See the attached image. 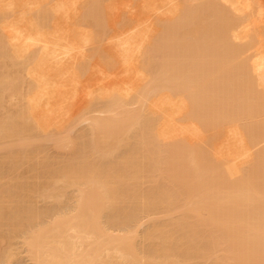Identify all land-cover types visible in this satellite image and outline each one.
<instances>
[{"label":"rangeland","instance_id":"rangeland-1","mask_svg":"<svg viewBox=\"0 0 264 264\" xmlns=\"http://www.w3.org/2000/svg\"><path fill=\"white\" fill-rule=\"evenodd\" d=\"M100 1H102V3H104L105 5L106 4L111 5L115 8V11L113 12L111 16L112 20H110L111 22H109V24L104 19L103 16H100V15L98 16V14H96L98 10L97 8L93 7L91 0H78L77 2V10L75 11V17H76L75 22L77 24L79 34H81L83 38L87 39L88 43L85 44L84 49L78 54L76 63L74 64V67L76 68L79 74L78 80L75 86L71 87L68 91L69 99H67V102L65 105V109L67 113L63 117L62 121L57 125L58 127L56 128L54 126L55 129H53L54 127H52L51 128L52 130L49 129V131L47 130L45 132H39V131L32 132V131H29V128H28L27 132L28 131L29 132L27 135H26L27 133L26 130L24 131L22 128L23 131L19 132L21 134L16 135V137L18 136L17 141L19 139V136L22 135V133L26 135V136L22 135V137L23 138L28 137L27 138L28 140L20 137V140L22 139L27 140V143L24 142L23 145H20L21 148L18 145L22 143L20 142V140H19V143L17 144L18 146L15 145L17 143V141H15L16 140L15 136L9 137V134H8L6 137H3V139L0 137L1 139L0 140V203L2 201H5V202L8 201L10 203L11 201L12 203L18 202L17 204H19V206L20 205L22 206L21 207L22 210H25V209L27 210V211L26 210L24 211V214H23L24 216L27 215L28 210L32 212V213L28 212V215H27L29 216L28 218L31 221H29L28 218H27V221L26 219L25 221L23 220L24 221L23 228L21 227L22 229L19 231H16L13 233V231H11V228H9L10 226L9 227L6 226L9 224V222L4 223L6 225L0 226V236L5 237L4 240L1 239V243H0V264L4 263L5 261L4 259L5 253L8 250L11 251L12 249H14L12 252H16V256L14 257V259L11 260V264H33V262L29 258L28 250L26 249L25 243H24L25 242L24 239H26L28 237V234L31 232L30 230L33 228L41 227L42 225H45V224H46L45 226H47V223L49 227L50 225H52L51 222L54 221L56 217L57 219L60 218L61 215L62 217H64L68 214L67 218H69L70 216L72 217L73 211H74V214H76V212L78 214L77 209H79L78 207L79 205L81 209V210L79 209V212L82 211V208H83V211L86 210V208L87 209L91 208V210L93 209L94 211H96L100 205L101 208H98L99 211H98L97 216L99 217L101 215L100 216L101 218L99 217V220L102 219L101 221L102 224L108 228L107 229L108 232L112 235H121L123 234V231H126L127 233H129L128 232L129 230L130 231L135 230V233L133 232L134 234L143 235L147 233L145 232L147 230L152 231L150 230L152 228L155 231V228L157 226H160L159 228H157V230L159 229L158 231H160V228L165 229L164 227H166L167 230L171 229L170 233L173 234V230L174 231L177 230L178 227L181 225L180 226L181 228H179L181 230L178 229L179 232L182 233V235L180 234L181 235L180 239H181L182 236H185V234L183 235V233H185L186 228L183 227L184 230H182V223H181L182 220L180 221V219H184V220L187 219L188 223L186 222L187 224L185 225H187L186 233H188V235L187 234L186 235L189 236L190 234L192 235L198 231L197 232L198 235L194 234V236H196L197 241L196 240L195 242L187 241V244L190 245L188 246V248H191L192 246L190 243L194 244L198 242L195 245H197L198 248H202L204 250V248H206L207 246L206 243L211 238L210 237L211 230H209L208 227L206 226L207 224H205L207 220L206 217H208L209 214H206V210H204V212H201L202 214L198 213L196 215V212L194 211L193 212L195 214L192 213V211L190 210L192 205H190V203L188 202V201L198 200V197L196 195H200V194H198L197 191L193 190V188L199 187V185L202 186V184H204L202 183L203 181L200 182V180H202L201 178L200 180L198 179L199 175H196V174H200V172L199 173H197V171L195 172L193 170L194 166L196 169L197 164L199 165V168L202 167V165L204 168L206 165L208 166L214 165V162L212 160L213 158L211 157L212 155L211 148L213 145H215L220 140L223 132H225L226 130L230 128L234 130L236 129L237 131L241 132L243 136V139H242L243 142L242 140L241 142H238L237 140H235L230 145V147H233V148L231 149L229 147L230 151L234 153H240V154L243 153L241 154V157L239 156L237 158V163L239 164V166H241L240 168H247L249 166L248 167L249 169L253 165V163L250 161H253V160L257 161L256 153L260 151V149H257V148L261 144L263 146L261 145L262 147H259V148L262 149L264 147V143H263L264 135H262L261 137L260 135H257L255 138L251 137L252 141L254 139L253 141L254 144H255V141L257 143V145L254 146L253 142L250 140V137H248L250 135H247L248 132L246 131V130L251 131L254 128V130L251 133H253V136H255L256 135L255 133L258 131L257 122L261 123V121H264V115L263 116L253 115L254 117L251 119L248 116L246 117V115L245 116L243 115L246 118L244 119L243 116L240 115L242 116V118L240 117L241 120L240 119L238 120L239 117H236V114H238L239 116V113H238L239 108L237 107L236 100H235L236 106L233 104L235 97L233 98V96H230V95L229 97L227 95L228 98H226V95H224L225 97L224 96L221 97L222 92L226 90L221 85L223 84L221 82L223 81V77L222 79H220L221 78L220 76H222L223 73H220V76L218 75L219 79L215 78L217 74L216 75L211 74L213 75L212 77L214 78V80L216 79L217 82H215L213 78H210V75L208 73L209 70L213 66L216 68L217 65H221L219 66L220 68L217 66L216 70L218 71V69L219 70L221 69L220 72H224V75L226 76L225 74L226 71L225 69H222V67L225 68L224 66L227 65L226 70L228 68H233V67H236L235 69H237L241 61L245 60L248 57H245L244 55L243 56L245 57V59L242 58L243 56L236 57V58L234 57V59L236 60L231 59V61H228L230 59V57H228L227 62H230V63L225 62V65L222 63L226 61L227 57L226 58L225 57H218V58L217 57H208V58L207 57H192L190 54L186 52V50H184V48L186 49L187 47L185 45L190 44L187 42L190 41L189 36L191 35L187 34L188 36L186 37L187 38L189 37V38L186 39V37L182 33L185 32L186 34L189 32L188 30L189 29L191 30L192 28V27H188L190 23L188 22V20L190 19H188L187 27H185L186 24L183 23V27H185L183 29L186 31L181 29V26H182L181 23L182 22L186 23L185 16H184L185 20L184 21L182 20L181 22V19H182L181 16L184 14V12H186L184 10H182L184 11L183 14H181L182 13L181 10L180 12L177 11L173 13H161V12L151 13V12H147V10L143 8L144 0H137L136 3L134 0H100ZM95 2L94 4H96ZM90 4L92 7L88 6ZM134 4L136 5L134 6ZM86 6L90 7L88 8L89 10L87 9V11H90V9L94 8V11H95L94 13L97 16L94 15V13H92L93 12L92 10H91L92 12L90 11L91 13L87 11L86 13L85 12ZM95 7H97V5ZM178 13L181 15H179ZM34 14L35 12L29 13L30 16ZM87 14H88V17H87ZM89 16H91L92 18L91 20L89 19L90 18ZM93 17L97 19L94 20ZM99 17L100 18L103 17V21L105 23L107 22V25L105 23H102L104 27L101 26L100 22H103V21ZM148 17L151 18L149 32L147 33V35H145V32L142 34L143 41L141 43L140 48L138 49L133 48L127 53L126 56L129 58V60L126 63L123 62V59L121 58L123 57L122 55L116 53L115 55H113L114 57H112L108 54V50H110L111 44L114 41V40H107L109 36L118 34L121 31L128 29V27L131 26V21H132L131 18H133V20L138 21V22H145ZM92 20L96 22L94 23L92 22ZM176 21L178 23H176ZM10 22L14 23L12 21V18L8 17L7 14L0 16V37H3L5 39V42H10L12 40L10 38V34L14 30L10 27V24H9ZM149 23L150 21L145 22L144 24L145 26H147L149 25ZM173 23L175 24L173 26H170ZM96 24H100V25L97 26ZM177 24L180 26H178ZM171 27H173L172 29H175V27L176 28L179 27V29L177 28L176 31L175 30L169 31L170 33L173 32L172 34H170V36L173 37V35L176 34L174 32H177V35H178L179 34L178 32L181 29L180 35L179 36L175 35V36L179 37L178 39L180 40V36L183 35L185 37V41L183 40L184 38L183 36L181 37L182 41L177 40V42H175L176 39H171V37L169 36L167 32V30L171 29ZM141 28L144 29V26H142ZM166 32L167 34H165ZM164 35L166 38L163 37ZM167 36L170 37L168 39L169 41L172 40L171 42H175L174 45H177L176 47L173 46V43L171 44L167 43L168 45H171V47H168V45L165 43L167 40L164 42V40L168 38ZM175 36L173 38H176ZM162 38L163 39L165 38V39L163 40ZM192 39L193 38H191V40ZM183 42L185 44H183ZM161 43H165L166 46L169 48V50L174 49L173 47L177 48L179 46V43L183 44L184 48H183V45L182 47L180 45V49L181 51L183 50L182 53L185 52L186 57L184 56L185 54H180L181 56L183 55V57H181L180 60L177 59L176 54L181 51H178L177 53H173L175 52V49L171 51L173 53V56L174 55L175 56L170 57V55H167L166 53L169 50L167 51L166 49L167 47H165L164 44L163 46L165 47L166 50L162 49V52L164 53L165 51L164 54H166L167 57L166 55L165 57H163L162 53H158L161 50V48H163L161 45H160L161 47H159V44ZM157 46L160 48V50L157 48ZM156 50H159V51L156 52ZM150 53H155V54H153L152 56V54ZM250 53H251V50L248 51L245 55H248ZM30 54L32 53L27 52V55H30ZM187 54L190 55V57ZM10 58L11 57H4V56L0 57V82L4 84L5 86L4 90H6L5 92H7V93H0L2 94L1 95L2 100L0 99V103H1L0 104L1 105L0 106V117L1 115L2 116L5 115V117L6 116L10 117L12 112L14 113L16 112V107H17V112L21 110L22 107L19 108L18 106H22V105H19V104H22V101L20 102V101H17L16 99L18 98V93L20 92L19 89L22 88L21 91H24L25 90L24 85L26 86L25 82L21 81V78L22 79L26 78V77L23 78V76H21L22 74H24L23 71L22 73H19V70H17L18 67L15 66L16 64H19V62H22V60H19V62L17 63L16 60L10 59ZM223 58L225 59L224 61L220 60ZM237 58H241V59H237ZM212 59H214L213 61L215 62H212ZM11 60L16 61L15 65L13 64L14 62H12ZM216 60L218 61V64L216 66L215 64L214 65L211 64V63H216L217 62ZM208 61L210 62V65ZM176 63H179L180 67L183 66L184 64V66L187 67L188 71L187 69L185 70L183 67H181V70L177 69L179 65H177ZM234 63L236 64L235 66H233ZM167 64L172 67L177 65L178 67L176 66L177 68H174V69H176L177 72L179 70L182 71L183 76L180 75L181 73L179 74L175 72V70L173 68H170V66L168 68H170V70L172 69L171 73L175 72L179 74L181 77L175 73H173L172 75L168 68H167L168 70L166 71L165 69V72H164L163 69L164 67L165 68L167 67L165 66ZM12 65H14L15 67ZM208 67L210 69L207 70L206 72V69H208ZM161 69L162 71L159 72ZM183 70L185 72L187 71L189 73L190 72L194 73V75L192 73L190 74L196 78L199 77L200 81L198 79L194 80L193 77H192L193 79H191L190 77L191 75L189 74L188 75L186 74L188 78L186 79V77H184L185 72ZM201 71L202 73L206 72V74L200 73ZM162 72H163V75L167 77V79L166 78L163 79L164 77L162 78L163 76ZM166 72H168L169 74ZM196 72L202 74V76L203 75L208 76L209 81L212 79L213 84L209 85L211 81L209 82V84L207 81L204 84L205 85L207 84V86L208 85L209 86L202 87V83L204 82L202 80H204L205 78L207 79V77L203 76V78L204 77L205 78L200 79L202 76L201 75H200L201 77L199 75L196 76V74H198ZM158 73H160V75L158 76L159 77L161 76V79L165 80V82L170 79L168 78L170 76L173 79L175 76L180 77L176 81L174 79L172 81V84L174 85L173 87L175 88L179 87L178 90L180 92L177 89H176L177 90L176 92L178 94L183 93L181 94V96L183 95L185 100H187L184 102L185 104L183 103V101L182 103L180 102V105H182V110H181L182 113H180L178 118L175 119L177 123V127H176L177 131L174 132L172 137H167L165 139L163 138L161 139L157 133L160 126H162L161 123L162 121H164L163 118L159 114L153 113L148 108L147 102L143 103V101H145L143 99V95L145 97L147 93L149 94L150 92L148 90L151 89V87L154 88L152 90H155L158 88L159 83L163 84L161 82H164V81L159 82L160 78L156 77ZM217 73L219 74V72ZM150 74L152 75L151 78H150ZM6 76L8 79L6 78ZM183 78L185 82L189 81L188 82L189 84L186 83V86L185 84L184 86L182 84L184 83ZM227 78L228 77H226V79ZM1 79L2 80L4 79L3 82L1 81ZM190 79L195 81V83L193 81L191 82ZM25 80L27 81L28 79H25ZM4 81L7 83H5ZM169 81L167 82L168 86L166 83H164L166 85L164 84L163 85L167 87L172 85L171 83H169ZM21 82L24 85H22ZM176 82H178V84ZM197 82L198 83L201 82V83L198 84L197 86L195 85ZM156 85H157V88L154 87ZM22 86L24 87V89ZM192 86H195V87L197 86L198 89L197 88L195 89V87L192 88ZM206 87L210 89H207ZM1 88L3 89L4 87L3 86L0 87V91L3 92L4 90H2ZM218 88H220V90H217ZM7 89H9L10 92ZM101 89H111V90H108L105 94H103V91ZM170 89H172V86H170ZM12 90H13L14 96L15 94H17L16 95L17 98H15L13 95H12L13 99L11 98ZM194 90L197 92H195ZM174 91L175 90H173V92ZM214 91L216 93V95L214 94L215 96L219 95L221 99L223 98L222 102L221 101L218 102L219 100H221V99H218L219 96L215 98L214 100L215 103L214 102L213 103L214 104L217 103V105H214L213 103L208 104V102H210V100H212L213 97L206 98L208 94H210L209 96H214L213 93H211ZM145 92L147 93L145 94ZM164 93H169V92L165 91ZM191 95H195V96H191ZM191 98H193V100H191ZM227 99L230 105L227 103V101H225ZM18 100H22V99L19 97ZM208 105H210L211 108ZM219 105H221V107H224L225 109L221 110L223 108H221ZM222 105L229 106V109H227L228 107H225ZM117 107L119 109V112L123 110L122 113L118 114L119 112H118ZM206 107L208 109H206ZM217 107H220V110L219 108L217 109ZM111 108L112 110H110ZM230 109H231L232 114L229 113ZM189 110L191 112H189ZM213 111L215 113H213ZM223 111L225 112L223 113ZM227 111H228V114H230V116H233L235 114L234 115L235 118L234 116L232 118L227 115L228 119L230 118L228 120L225 114ZM235 111L237 113L233 114V112ZM187 113L189 114V116H191V119L190 117L187 118L188 117ZM122 114L127 115V118H125L126 116L124 117ZM218 115L219 116L222 115V117L225 115L223 117L224 119L222 118L225 122L221 119V117H217ZM203 116L205 118L204 120L202 119ZM214 116L215 118H217L216 120L218 122H221V124L217 123V125H214L217 122ZM117 117L118 118L120 117L123 120H120V119L118 120ZM207 117L208 119H206ZM124 119L126 122H124ZM210 119L212 120L214 119L215 123L212 120L210 121ZM199 120L200 121L203 120V121L199 122ZM120 122L123 124V128L121 127L122 125L120 124ZM138 122L140 124H138ZM170 123H174V122L170 120ZM103 126H105V129ZM191 128H193V131L189 130ZM261 133L264 134L263 132ZM258 136L260 137L261 140L259 139ZM12 143L14 144L11 147ZM17 150H20L19 152L20 155H18L19 157L20 156L22 157L24 155V157L25 158L27 157V159L23 157L24 159L22 160L20 157L21 161H19L18 163L17 161L19 160V158L17 159L18 156H16L15 159L13 158L15 157V155L13 157L11 156L13 152L14 154H16L15 151ZM23 151L28 153V155L26 153H23ZM189 151H192L191 152L192 154ZM193 152L194 154H196L195 156H197V158L193 155ZM187 155L189 156V158L190 156L193 155L196 158V160L194 159V157L193 158L191 157L190 159L189 158L185 159ZM208 160L210 161L212 160L211 161L212 163L210 161L208 162ZM194 161H196V163ZM203 163L206 165H204ZM190 166H192L193 168ZM94 167L96 168V171ZM182 167L183 168L187 167V168L183 169ZM88 168H91V170ZM73 169L75 172L72 171ZM187 169L189 171L192 169V171H194L193 174H195L198 178H194L193 176L195 175L192 174V171L190 174V172H188ZM89 170L91 173L86 172ZM245 170L243 169L242 172L248 171V170L247 171ZM242 172H238V174L234 175L235 176L234 179H237L239 181L238 182L237 180H235L237 184L238 183L241 184L240 182H241L242 177L244 178L245 175H247V173L243 174ZM96 173H98V176ZM91 174H95V175L92 176ZM186 174L187 176H185ZM215 174L213 173L211 177L214 176V178H216L217 176H215ZM95 176H97V178H95ZM171 176L173 178H171ZM239 178L241 179L239 180ZM61 179L62 181H60ZM229 179H232V182H233L232 184L237 185L234 183L233 181L234 179L232 177H229ZM85 180H86V183H85ZM244 180L242 182H244ZM222 181L224 182V179ZM225 181H226V178H225ZM72 182H74L76 185ZM90 182H93L95 184L91 183L90 185L89 184ZM69 183L71 185H69ZM226 183H227L226 187H230L227 181L224 182V184L218 183V185L219 186L222 185L221 188H223V186H225ZM79 184L82 186L87 184V186H85L86 188L80 187ZM182 184H184L183 188L184 186L186 188L188 187L187 190H184L182 188ZM89 185L91 188L89 187ZM179 185H181L180 187L182 188V190L179 187ZM116 187L118 190L116 189ZM78 188H81V190L80 189L78 190ZM111 188L112 190H110ZM160 188L162 189L160 190ZM82 189H83V192H82ZM85 189L87 190V192ZM99 189L101 191L105 189V192L107 193L108 196L105 194V192H103L104 190L100 194L99 193L95 194L97 192H100ZM188 189L190 190L188 191ZM94 190L95 191L99 190V191L95 192ZM164 190L166 193L164 192ZM176 190H178L180 194H178L179 192H177ZM84 192H85L84 194L85 198L83 196ZM111 192L113 194V197H112ZM190 193H196V194L193 195ZM114 194L116 196H114ZM188 194H190V197L191 195L194 196V198L192 197L190 198ZM76 197L77 198L79 197L80 199H77ZM98 198H101L100 201L98 200ZM103 198L104 200H102ZM143 199L145 202L143 201ZM93 200L95 201L93 202ZM105 200H108V202H106ZM115 200L117 201V203H115L116 202ZM87 201L89 202V204H87L88 206L86 207L85 203H88ZM104 202H106L107 205ZM94 203L95 205H93ZM103 203L105 204V206ZM108 204L110 205L108 206ZM114 208L115 210H111ZM22 210H21V213H23ZM108 210H110L111 212ZM33 212L36 214V216H34L35 214ZM29 213L30 215L34 214L33 215L34 219L30 218ZM69 214L71 215L69 216ZM204 214L206 215V217ZM212 215L219 216V214L217 213H213ZM195 216L196 218L198 216H199L198 218H200L201 216V219L202 217L203 218L205 217L204 219L206 220L202 219L204 221V224L201 221L203 225L202 226L200 225L199 228L195 227L196 225L194 226V229L188 228L189 222L196 221L194 219ZM172 220L173 222L177 220L180 222L177 221V223L175 222L173 225ZM192 224H190V227L193 226ZM183 226H184V223H183ZM189 229L197 230V231L196 232L192 231L189 233ZM157 230L156 232H158ZM167 230H164V232L163 231L162 232L165 233ZM174 234L175 236H177L176 233ZM142 235L141 236L138 235L139 237L136 236L138 237L137 238L138 239L137 240L138 252L141 255L148 256V257L149 256L151 257L152 255L156 256L157 251L154 250L153 247H151V244H148L146 241L144 242V239L140 238L142 237ZM215 240L216 242L214 246H216V249H223L225 247V244L223 243V240L221 237L216 235ZM210 241L211 243L209 244L213 248L212 240ZM156 242L159 244L160 240L158 239ZM176 243L175 245H173L172 249H173V252L176 253V258H178L180 261L177 264H213L215 257L204 258L203 251H199L200 254L202 253L201 255H203V258L202 256H199V253L197 251L192 254L193 256L190 254L193 259L191 258V256L186 257L187 252L184 251V248L180 249V246H177ZM162 254H164L163 251H160L158 256L160 255L161 257ZM105 255L106 253L103 254L104 258H106L107 256ZM106 260L117 261L118 263L120 262L117 259L115 260L105 259L104 262ZM109 261H106V262H109ZM160 264H163V263H160Z\"/></svg>","mask_w":264,"mask_h":264},{"label":"bare ground","instance_id":"bare-ground-1","mask_svg":"<svg viewBox=\"0 0 264 264\" xmlns=\"http://www.w3.org/2000/svg\"><path fill=\"white\" fill-rule=\"evenodd\" d=\"M91 1L93 4V7L97 8V10H98V12L96 11L97 12L96 14H98V16L99 15L103 16L104 19L109 24V22H111L110 20H112L111 16H112L113 12L115 11V8L111 5H107V4L105 5L100 0H91ZM93 1L94 2L96 1L95 2L96 4H94ZM134 1L136 3L137 0H134ZM77 2H78V0H0V16L7 14L8 17L12 18V21L14 22V23H12V22L9 23L10 27L14 30L10 34V38L12 40L10 42H5V39L3 37H0V57L1 56L11 57L10 59L16 60L17 63L19 62V60H22V62H19V64H16V65H15L16 61H12V60L11 61L14 62L13 64L16 67H18L17 70H19V73H22V71H23L24 74H22V75L20 74V75L23 76V78L26 77L24 79L21 78V81L25 82V84H26V86H25L21 82V84L24 85L25 90L21 91L22 88H20L19 89L20 92L18 93V98L20 97L22 100H18V98L16 97L17 94H15L16 92L14 93L15 96L13 95L14 89L11 92V98L12 99H13V97H12V95H13L15 98H17L16 99L17 101H20V102L22 101V104H19L20 102L17 103V104L22 105V106L16 105L19 108L22 107L21 110L18 111L19 112L18 113L17 107L15 106L17 113L12 112L10 117L9 116L5 117V115L4 116L1 115V117H0V137L2 139H3V137H6L8 134H9V137L10 136L16 137V135L21 134L19 132H21L23 130L24 131L26 130V132H27L28 128H29V131H32V132L33 131L45 132L47 130L49 131V129L52 130L51 129L52 127H54V126L56 128L58 127L57 125L62 121L63 117L66 115L67 111L65 109V105H66L67 99H69L68 91L71 87L75 86V84L77 83V80H78V76H79L76 68L74 67V64L76 63L78 54L84 49L85 44L88 43L87 39L83 38L81 36V34H79V30H78L77 24L75 22V19H76L75 11L77 10ZM143 4H144L143 8H145V10H147V12H151V13L152 12H155V13L156 12L173 13V12H177V11L180 12V10H181V12H182L181 14H183V12L186 11L181 16V18H182L181 22H182V20L184 21L186 19L185 20L186 23L185 22L181 23V25H182L181 29L187 27V24H188L187 20L190 19V20H188V22H190L188 27H192L191 30L188 28L189 32L186 34L184 32L182 34L185 37L188 35H191V36H189L190 38L188 37L190 39V41H188V40H187L188 42L186 41L187 43H190L191 46H190V44L189 45L186 44L185 46H187V47L185 49L184 45H183L185 43L183 42V44L179 43V46L177 48L180 49V45H181V47L183 45L184 50H186V52L188 54H190L192 57H207V58L208 57H217V58L218 57H225V58L227 57L226 61H224L225 60L224 58L220 59V60L224 61V62L221 61V62H223L222 64H224V65H225V62H227L228 57H230V59L228 61H231V59L236 60V59H234V57L235 58L236 57H242L243 55L245 57H248L246 59L244 56L242 57L245 60L241 61L240 65L238 64L239 66L237 67V69H235L236 67L228 68L229 67L228 66L227 67L228 69L226 70L227 65L224 66L225 68L222 67V69H225V71H226V73H225L226 76L224 75V72H220L221 69L220 70L218 69V71L216 70L217 66L218 67L221 66V65H217L218 64L217 60H216L217 61L216 63H211L213 65L215 64V66L217 65L216 68L213 66L210 69L209 68L210 66H209L208 69H206V72H207V70L210 69L208 72L210 75V78H213L212 77L213 75H211V74H214V75L217 74L216 77L214 76L217 79H219L220 73H223L222 76H220L221 77L220 79H222V77H223V81H221L223 84H221V82H220V84L226 90L223 89L224 91L222 92L221 97L224 95H226V98H228L229 95L233 96V98L235 97L233 104L235 105V100H236L237 107L239 108V110H238L239 116H238V114H236V117H239L238 120L240 119V117L242 118L243 115L244 116L246 115V117L248 116L250 119L254 117L253 115H257V116H263L264 115V0H144ZM94 5L95 6L97 5V7H95ZM135 5L136 4H134V6ZM88 6L92 7L91 4ZM90 7L86 6L85 12ZM94 8L90 9V11L91 10L93 11V12L91 11L92 13L95 12ZM132 8H134V7H132ZM133 10H135V9H133ZM182 10H184V11H182ZM90 11H87V12L91 13ZM30 12H35V14L30 16L29 15ZM88 14H87V17H88ZM96 14L94 13V15H96ZM181 14H179V15H181ZM91 16H92V14H91ZM91 16H89L90 20L92 19ZM188 16H190V17H188ZM103 17L102 18L99 17V18L103 21ZM95 19H97V18H94V20ZM150 19H151L150 17L147 18V20L145 22L150 21V23H149V25L145 26V24H144L145 22H138V21L133 20V18H131V20H132L131 26L128 27V29L121 31L118 34H114V35L109 36L107 40H114V41L111 44L110 50H108V54L110 56L114 57L113 55L118 53V54L123 56L121 58L123 59V62L126 63L129 60V58L126 56L127 53L133 48H137V49L140 48L141 43L143 41V35L142 34L145 32V35H147V33L149 32L150 24H151ZM178 19H180V18H178ZM87 20H88V18H87ZM94 20H92V22L95 23L96 21H94ZM99 22H100V20H99ZM107 22L105 23L103 21V22H100V24H101V26H103L102 23H105L107 25ZM176 23H178V22L176 21ZM183 23L186 24V26L184 25L185 27H183ZM100 24H96V25L98 26ZM174 24L175 23L171 24L170 26H173ZM179 24H180V22H179ZM142 26H144L145 30L143 28H141ZM178 26H180V25H178ZM172 28L173 27H171V29L167 28L168 29L167 32H168L169 36H170V34L173 33V32L170 33L169 31H171V30L176 31L177 28L179 29V27H177V28L175 27V29H172ZM181 29L179 30L178 35H177V32H174V33H176L175 35L179 36ZM184 31H186V30H184ZM167 32L165 34H167ZM175 35H173V37ZM182 36H180V40L182 39L181 38ZM163 37H165V35ZM170 37H168L167 39H165L166 38L165 37L164 38L165 40L163 38L162 39L165 42L166 40L169 41L168 39ZM173 37H171V39H176L175 42H177V40L180 41L178 39L179 37H176V36H175L176 38H173ZM185 37L183 38L184 41H185ZM188 38L186 37V39H188ZM191 38H193V39L191 40ZM244 40H246V41H244ZM167 41L165 42L166 44L167 43H170V44L173 43V46H175V47L177 46V45H174L175 42H171L172 40H170L169 42H167ZM165 43L159 44V47H161V46L163 47V48H161V50L157 46V48L160 51L156 50V52L159 51L158 53H162L163 57H165L166 54H164L165 51H164V53L162 52V49H164V50L167 49V51H168L169 50L168 47H171V45H168V44H167L168 45V47H167ZM163 44L165 45V47H167L166 49L163 46ZM175 47H173L175 49V52H173V53H177L178 51H181V49L179 50ZM157 48H155V49H157ZM174 49H170L169 50L170 52L168 51L172 55L169 54L168 52H166L167 55H170V57H174L175 55L173 56V53L171 52ZM250 50H251V53L248 55H245ZM27 52H31L32 54L27 55ZM182 52H183V50L181 52H178L179 54L178 53L176 54L177 59L180 60L181 57H183V55L181 56L180 54H185V52L184 53H182ZM150 54H152V56H153V54H155V53H150ZM167 55H166V57H167ZM190 55H188V56L190 57ZM149 56H151V55H149ZM184 56L186 57V54ZM178 57H180V58H178ZM214 59H216V58H214ZM214 59H212V62H215V61H213ZM237 59H241V58H237ZM233 60H232V62H233ZM208 62H207V64H208ZM227 63H230V62H227ZM176 64L179 65V63H176ZM14 65H12V66H14ZM177 65L172 67V66L167 64V65H165L167 67L166 68L164 67L163 71L165 72V69H166V71L169 69V71L171 73L172 69L170 70V68H173V69L177 68L178 67ZM209 65H210V62H209ZM228 65H230V64H228ZM235 65L236 64L234 63L233 66H235ZM169 66H170V68H168ZM231 66H232V64H231ZM181 67H183L185 70L187 69V67H185L184 64ZM181 67L179 65V67L177 69L181 70ZM174 70H175V72H177L176 69H174ZM180 70L177 73H179V74L181 73L180 75L183 76V74H182L183 72ZM161 71H162V69L159 72H161ZM187 71H188V69H187ZM187 71L186 72L184 71L185 72L184 77H186V79H188L187 75L188 74L191 75L190 73H192V72L189 73ZM210 71H211V73H210ZM175 72H173V73H175ZM206 72L202 73V71H201L200 73L206 74ZM217 72H219V74ZM166 73H168V72H166ZM173 73H171V74L173 75ZM177 73H175V74H177ZM196 73H198V72H196ZM200 73L196 74V76H198V75L202 76V74H200ZM179 74H177V75L180 76ZM192 74L194 75V73H192ZM158 75H160V73L157 74V76H156L157 78L159 77ZM162 75H163V72H162ZM193 75L190 76L191 79L194 78V80L195 79L199 80V77L196 78ZM7 76H6V78H7ZM151 76L152 75L150 74V78H151ZM178 76L174 77L175 81L181 77V76L180 77H178ZM203 76H205V75H203ZM203 76L200 79H204L205 77H207V79L205 78L206 80L205 79L202 80V81H204L202 83V87L207 86V84L206 85L204 84L205 82L208 81V84L210 81L212 82V79L209 81L208 76H205L204 78H203ZM226 77H228L229 79L228 78L226 79ZM18 78H19V76H18ZM159 78H160L159 82L164 81L161 83H163V84L166 83L168 86L167 82L172 77L171 76L168 77L170 79L166 82H165V80L161 79V76ZM162 78L167 79V77H165L164 75L162 76ZM25 79H28V80L26 81ZM174 79L172 78L169 81V83L172 84V81ZM232 79L233 80L235 79V80L233 81ZM3 80L1 79L2 82H3ZM213 80H214V78H213ZM183 81H184V83H182L183 86H184V84L186 86V83L189 82L188 80H186L188 82H185L184 78H183ZM192 81L193 80H191V82ZM214 81L217 82L216 79ZM150 82H151V80H150ZM193 82L195 83V81H193ZM211 82L209 85L213 84V82L212 83ZM5 83H7V82H5ZM156 83H157V81H156ZM176 83L178 84V82H176ZM200 83L197 82L195 85L198 86V84H200ZM2 84L3 83L0 82V85H1L0 87L3 86L4 88L3 89L1 88V89L4 90L5 86H4V84L3 85ZM163 84H160V83H159V85L157 84L158 88H157V85L154 86L155 88H157L155 90H152L154 88L151 87V89L148 90L150 93L148 94L147 93L148 91H147V92H145V94L147 93V95H145V97L143 95V99L145 100V101H143V103L147 102L148 108L153 113L159 114L164 120L161 123L162 126H160V128L157 131V133L161 139L162 138L165 139L167 137H172L174 132L177 131L176 130L177 123H176L175 119H177L178 116L180 115V113H182V111H181L182 105H180V102L182 103V101H183V103H184L185 101H187V100H185L183 95L181 96V94H183V93L178 94L176 92L179 87L175 88V87H173L174 86L173 84L170 85V86H172V89L174 88L173 90H175L173 92V90L170 89V86L167 87V86H164L166 84H164V85ZM191 85H193V84H191ZM180 86H181V84H180ZM197 86L196 87L192 86V88L195 87V89H196ZM24 87H23V89H24ZM13 88H15V87H13ZM220 88H222V87H220ZM220 88H218L217 90H220ZM207 89H210V88H207ZM7 90L10 92L9 89H7ZM101 90L103 91V94H105L108 90H111V89H101ZM199 90H201V89H199ZM5 91L6 90H4L3 92L0 91V93H7ZM165 91H168L169 93H164ZM195 92H197V91H195ZM211 93H213V95L214 94L216 95L215 91L211 92ZM1 95L2 94H0V99L2 97ZM209 95L210 94H208L206 96V98L207 97H210V98L213 97V98H212V100H210V102H208V104L209 103L212 104L214 102L215 98L219 96V95H217V96H215V95L209 96ZM227 95H228V97H227ZM191 96H195V95H191ZM219 97H218V99H221V97L220 98ZM222 99L219 100L218 102H220V101L222 102ZM191 100H193V98H191ZM188 101H189V99H188ZM216 101H217V99H216ZM225 101H227V103H228V99ZM223 104H224V102H223ZM214 105H217V103ZM118 106H119V104H118ZM208 106L210 107V105H208ZM219 106L221 107V105H219ZM222 106H225V105H222ZM220 107H217V109L219 108V110H220ZM225 107H228L227 109H229V106H225ZM112 108L110 110H112ZM214 108H216V107H214ZM221 108H223L221 110L225 109L224 107H221ZM117 109H118V107H117ZM206 109H208V108L206 107ZM232 110H234V109H232ZM122 111L123 110H121V112H119V109H118V112H119L118 114L122 113ZM192 111H193V109H192ZM214 111H213V113H215ZM225 111H223V113ZM189 112H191V111L189 110ZM210 112H208V113H210ZM217 112H216V114H217ZM229 113L232 114L231 109H230ZM234 113H237V112L235 111V112H233V114ZM225 114H226V116L227 115L230 116V114H228V111ZM212 115H214V114H212ZM222 115L221 116L218 115L217 117H221V119H222L225 116L224 115L222 117ZM240 115H242V116H240ZM250 115H251V117H250ZM117 116H119V115H117ZM123 116L124 117L126 116L125 118H127V115H123ZM228 116H227V119H228ZM233 116H230V117L233 118ZM244 116H243V118L246 119ZM124 117H122V118H124ZM189 117L191 119V116H189V114H188L187 118H189ZM196 118H198V117H196ZM214 118H215V116H214ZM234 118H235V116H234ZM119 119L123 120L120 117L118 118V120ZM202 119L203 120L205 119L204 116ZM206 119H208V117ZM216 119L217 118H215V120ZM170 120H172L174 123H170ZM203 120H201V121H203ZM211 120L212 119H210V121ZM218 120H219V118H218ZM222 120H220V121H222ZM236 120H237V118H236ZM201 121L199 120V122H201ZM212 121H214V119ZM121 122H120V124L122 125L121 127L123 128V124ZM124 122H126L125 119H124ZM103 123H104V121H103ZM214 123H215V121H214ZM217 123L221 124V122L217 121L216 124H214V125H217ZM259 123L260 122H257L258 126L256 125L258 127V131L256 133L254 131V133L256 134L255 136H253V133H251L254 130V128L251 131L246 130L248 132V134H247V132H246V134L250 135V136H248V137H250V140H251V137L255 138L257 135H260V137L262 135H264L261 133V132L264 133V121H261L260 125H259ZM110 124H111V122H110ZM138 124H140V123L138 122ZM148 124H146V125H148ZM100 125H102V124H100ZM105 125H106V123H105ZM253 125H255V124H253ZM55 127L53 129H55ZM103 127L105 129V126H103ZM253 127H255V126H253ZM22 128H23V130H22ZM189 130L193 131V128H191ZM26 132H24V133H26ZM28 132L26 133V135L28 134ZM34 133H36V132H34ZM22 135H25V134L22 133ZM22 135L19 136L18 141H17L18 136L16 137L15 141H17V143L15 145H17L19 143L20 137L23 138ZM260 137H259V139H260ZM27 138H23V139H27ZM23 139L20 140V142H22V143L18 144L20 148H21L20 145H23L24 142L27 143V140H28V139L27 140H23ZM242 139H243L242 133L237 131L236 129L234 130V129L230 128V129L226 130L225 132H223L220 140L215 145H213L211 148V152H212L211 157L213 158L212 160L214 162V165L208 166V165L203 163L206 166L204 168L202 165L203 168L200 167L202 169L199 168L198 164L197 165L194 164L197 166L196 169H195V166H194V168L192 167L193 165L190 166L193 168V170L195 172L196 171H197V173L200 172V174H196V175H199V178L195 174H193L194 171H192V169L190 171L187 169L188 172H190V174L192 171V174L196 176V177L193 176L194 178H198L199 180L201 178L202 180H200V182L203 181L202 183H204V184H202V186H200L199 185L200 183H199L198 184L199 187L193 188V190L197 191L198 194H200V195H196L198 197V200L193 199L194 201H188V202L190 203V205H192V207L190 209L192 211V213L196 212V215H197L198 213L204 212V210H206V214H209L210 217L209 216L206 217V215L204 214L208 221L206 219H204L205 217L204 218L202 217V219L206 220L205 224H207L206 226L208 227L209 230H211L210 231V237L211 238L210 237L209 238H210V240H212L213 248L209 244V243H211L210 240H209L210 242L208 241L206 243V245L207 246L209 245V246L208 247L206 246V248H204V250L202 248H198L197 245H195L198 242H196L194 244L190 243L192 246H191V248H188V246H190V245L187 244V241L188 242H195L196 236H194V234L198 235V233H197L198 229L197 228H199L200 225L202 226L204 224V221L201 219V216H200V218H198L199 216L197 218L195 216L194 219L196 221H192L193 224H192V222H189L188 228L194 229V226L196 225L195 227H197L196 228L197 230L189 229V233L192 231L193 232L197 231V232L192 234V235L190 234L189 236H187L188 235V233H186L187 225H185L188 223L187 219H185L186 221L184 219H180V221L182 220L181 221L182 230H184L183 227L186 228L185 229L186 231H185V233H183V235L185 234V236H187V237L182 236L181 239H180V236L182 235V233L179 232V230H181V229H179V228H181L180 227L181 225L178 227L176 224L175 225L178 227L179 230L178 229L175 231L173 230V234L170 233L171 229L170 230L168 229L169 230V232H168L166 227H164L165 229L160 228V231H158L159 229L157 230V228H159L160 226H157L155 228V231L153 228L150 229L153 232L147 230V231H145L147 233H145L143 235L138 234L139 236L142 235V237H140V238L144 239V242L146 241L148 244H151V247H153V249L157 251L156 252L157 255L155 254L156 256H158L160 251H163V253H164L161 255V257L159 255L158 256L159 258L154 256V255H152L151 257L141 255L137 249V247H138V243H137L138 239L137 238L139 236L137 234H134L135 230H131V231L129 230L128 231L129 233H127L126 231H123V234H121V235L110 234L107 230L108 228L102 224V222H101L102 219L99 220V217L101 215L99 217L97 216L98 211H99L98 208H101V206L99 205V207L97 208L96 211H94L93 209L91 210L90 207H88L90 209H87L86 208L88 206L87 204H89V202L87 201L88 203H85L86 207L83 205L86 208V210L83 211V208L81 207L82 211L79 212V209H80V205H79L78 206L79 209H77L78 214L76 212L77 215L74 214V211H73L72 217L70 216L71 214H69V216L71 218L70 217L67 218L68 214L66 216L63 215L64 217H62V215H61L60 218H58V219L56 217L55 219H57V220L54 219L55 222L52 221L51 222L52 225H50L49 227H48V223H47V226H45L46 225L45 224V225H42L41 227L33 228L35 230H33V229L30 230L31 232L28 234V237L26 238V236H27L26 235L25 236L26 239H24L25 240V242H24L25 247L28 250V255H29L30 260L33 262V264H103V263H105V264H117L118 263L117 261H109V260H106L109 262H106V261L104 262L105 259H110V260L111 259H114V260L117 259L118 261H120L118 264H160V263L177 264L180 261L178 258H176V253L173 252V249H172L173 245H175V243L177 242L176 245L180 246V249L184 248V251L187 252L188 255L185 253L186 257H188V256L190 257L196 251L198 253H199V251H203L204 258L215 257L213 264H264V147L262 149L259 148V147L263 146L261 144L262 146L260 145L257 148V149H260V151L258 150L259 152H257V151H256L257 153L255 152L257 161L256 160L250 161L253 163V165L251 164L252 166L249 169H248L249 166L247 168H240L241 166H239V164L237 163V158L239 156L241 157V154H243V153H241V154L240 153H234V152L230 151L229 147L232 144V142H234L235 140H237L238 142H241ZM263 140H264V138H263ZM15 141H14V143H15ZM253 141H254V139H253ZM242 142H243V140H242ZM14 143L11 144V147ZM253 145L254 146L257 145L256 141H255V144L253 142ZM230 148L232 149L233 147H230ZM17 151H15L16 154L20 152V150H17ZM189 152L191 153L192 151H189ZM23 153H26V152L23 151ZM16 154H14V152H13V154L11 156L13 157L15 155V157H13L15 159L16 156L20 155V153L17 155ZM26 154L28 155V153H26ZM193 155L195 156L196 154H194V152H193ZM193 155L190 156V158L191 157L193 158L194 157ZM187 156L185 157V159L189 158V156L188 157ZM20 157L19 156L17 157V159L19 158V160L16 159L18 161V163H19V161H21V159L23 160L25 158L24 155L21 157V159H20ZM195 157L197 158V156H195ZM195 157H194V159L196 160ZM25 159H27V157ZM179 159H180V157H179ZM185 161H187V160H185ZM209 161L210 160H208V162ZM194 162L196 163V161H194ZM254 162H256V163H254ZM188 163H190V162H188ZM174 167H176V166H174ZM91 168H88V169L91 170ZM184 168H187V167H184ZM183 169H181V170H183ZM240 169H242V170L246 169L245 171H247V170L248 171L242 172V170H240ZM67 170H68V168H67ZM90 170L86 171V172H90ZM72 171H74V169ZM95 171H96V168H95ZM188 172H187V174H188ZM238 172H242L243 174L247 173V175H245L244 178L243 177H242V179L239 178V180L241 179V182H240L241 184H239V183L237 184V182L235 181L237 179H234L235 178L234 175L238 174ZM213 173L214 174L216 173L215 174V176H217L216 178H214V176L211 177L213 175ZM65 174H64V176H65ZM96 174L98 176V173H96ZM187 174L185 176H187ZM70 175H68V176H70ZM91 175L93 176L95 174H91ZM97 176H95V178H97ZM227 177H228V179H227ZM229 177H232L234 179L233 180L234 183L237 185L232 184L233 183L232 179H229ZM89 178H91V177H89ZM171 178H173V177L171 176ZM212 178H214V179H212ZM225 178H226V181L229 183L228 185H230V187H226V185H227V183H226L225 186H223V188H221L222 185L219 186L218 183L224 184V182H226ZM64 179H66V178H64ZM223 179H224V182L222 181ZM243 180H244V182H242ZM60 181H62V179ZM83 181H82V183H83ZM173 181H174V179H173ZM72 183H74V182H72ZM85 183H86V180H85ZM91 183L95 184L93 182H90L89 184L91 185ZM63 184H65V183H63ZM69 185H71V184L69 183ZM90 185H89V187H90ZM98 185H100V184H98ZM98 185H96V186H98ZM176 185H178V184H176ZM183 185L184 184H182V188H183ZM85 186H87V184H85L84 186L80 185V187H85ZM180 186L181 185H179V187ZM186 186H187V184H186ZM75 187H77V186H75ZM100 187H102V186H100ZM182 188H181V190H182ZM187 188L184 186L183 189L187 190ZM79 189L81 190V188H78V190ZM114 189H115V187H114ZM116 189H117V187H116ZM161 189L162 188H160V190ZM99 190H96V191L94 190V191L97 192ZM103 190L102 191L105 192V189H103ZM110 190H112V188ZM189 190L190 189H188V191ZM102 191L100 190V192H97L95 194H98V193L100 194V193H102ZM176 191L179 192L178 190H176ZM82 192H83V189H82ZM86 192H87V190H86ZM164 192H165V190H164ZM174 192H175V190H174ZM113 193H114V191H113ZM196 193H190V194L195 195ZM84 194H85V192L83 193V196H84ZM105 194L107 195L106 192H105ZM111 194H112V192H111ZM178 194H180V192ZM190 194H188L189 197H190ZM114 196H116V195L114 194ZM106 197H104V198H106ZM112 197H113V194H112ZM191 197L194 198V196H192V195H191ZM84 198H85V196H84ZM101 198H102V196H101ZM101 198H98V200L100 201ZM104 198L102 200H104ZM77 199H80V198L78 197ZM88 200H89V198H88ZM108 200H105V201L108 202ZM94 201L95 200H93V202ZM143 201H144V199H143ZM90 202H92V201H90ZM106 202H104V203L106 204ZM119 202H121V201H119ZM17 203L18 202L12 203V201H11V203L8 201H6V202L2 201L0 203V226L6 225L4 223L9 222V224L7 223L8 225H6V226H8V227L10 226L9 228H11V231H13V233L16 231H19L23 228V223H24L25 219L27 221V218L29 217L27 215H28V212H30L28 210L27 215L24 216L23 214H24V211L26 209L22 210V208H21L22 206L21 205L19 206V204H17ZM83 203H84V201H83ZM115 203H117V201ZM105 204H104V206H105ZM93 205H95V203ZM109 205L110 204H108V206ZM185 206H187V205H185ZM21 210L23 213H21ZM77 210H75V211H77ZM111 210H115V208L111 209ZM89 211L90 212L94 211V212L90 213ZM108 211H110V210H108ZM30 213H32V212H30ZM30 213H29V215H30ZM213 213H217V214H219V216L218 215L213 216L212 215ZM20 214H22V215H20ZM34 214H31L32 216L30 215V218L34 219V216H36V214L35 215ZM99 214H101V213H99ZM204 215H202V216H204ZM21 216H23V217H21ZM197 219H198V221H197ZM183 220H184V222H183ZM29 221H31V220L29 219ZM177 221H175V222L177 223ZM180 221H178V222H180ZM201 221L203 224L201 223ZM175 222H173V220H172L173 225ZM183 223H184V226H183ZM190 224H192L193 226L190 227ZM170 226H171V224H170ZM156 230L158 232H156ZM164 230H167L166 231L167 233L166 232L163 233ZM174 233H176V234L178 233L177 234L178 237L175 236ZM216 235H218L219 237L222 238L223 243L225 244V247L223 249H216V246H214L215 242H216V240H215ZM136 236H138V237H136ZM1 239L4 240L5 237L0 236V243H1ZM158 239L160 240L159 244L156 242ZM13 250L14 249H12L11 251L8 250L5 253V255H4L5 261L2 264H11V260L14 259V257L16 256V252H12ZM105 253L107 255V256L105 255L106 258H104V256H103V254H105ZM201 254L199 253V256H202V258H203V255H201ZM192 256H191V258H192ZM101 257H103V258H101ZM160 258H162V259H160Z\"/></svg>","mask_w":264,"mask_h":264}]
</instances>
